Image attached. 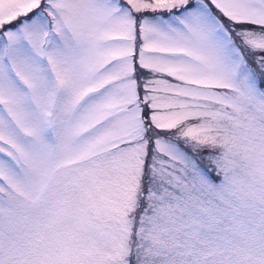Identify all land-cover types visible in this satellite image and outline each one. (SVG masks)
<instances>
[{
    "label": "snow or ice",
    "instance_id": "1",
    "mask_svg": "<svg viewBox=\"0 0 264 264\" xmlns=\"http://www.w3.org/2000/svg\"><path fill=\"white\" fill-rule=\"evenodd\" d=\"M264 0H0V264H264Z\"/></svg>",
    "mask_w": 264,
    "mask_h": 264
},
{
    "label": "clouds",
    "instance_id": "2",
    "mask_svg": "<svg viewBox=\"0 0 264 264\" xmlns=\"http://www.w3.org/2000/svg\"><path fill=\"white\" fill-rule=\"evenodd\" d=\"M238 161H242L247 168V174L238 173L237 190L243 189V186L254 180L264 179V155L254 145H246L238 150Z\"/></svg>",
    "mask_w": 264,
    "mask_h": 264
}]
</instances>
